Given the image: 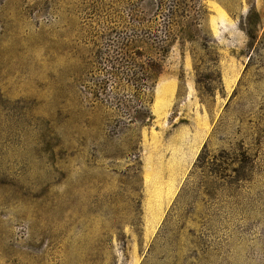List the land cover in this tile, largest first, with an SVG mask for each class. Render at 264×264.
I'll return each mask as SVG.
<instances>
[{"label":"rangeland","instance_id":"obj_1","mask_svg":"<svg viewBox=\"0 0 264 264\" xmlns=\"http://www.w3.org/2000/svg\"><path fill=\"white\" fill-rule=\"evenodd\" d=\"M161 2L194 43L127 125L94 31ZM0 264H264V0H0Z\"/></svg>","mask_w":264,"mask_h":264},{"label":"trees","instance_id":"obj_2","mask_svg":"<svg viewBox=\"0 0 264 264\" xmlns=\"http://www.w3.org/2000/svg\"><path fill=\"white\" fill-rule=\"evenodd\" d=\"M169 8L161 2L151 23L146 21L145 11L134 9L128 20L120 18L115 27L102 25L94 31L97 50L95 61L86 63L85 89L96 103L112 100L127 125L151 121L152 93L164 73L167 57L179 42L182 47L194 43L193 29L177 27L179 11L176 6ZM161 18L163 23H157ZM109 90L114 98L108 97ZM120 93L127 94L125 101L118 98Z\"/></svg>","mask_w":264,"mask_h":264}]
</instances>
